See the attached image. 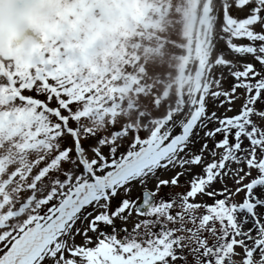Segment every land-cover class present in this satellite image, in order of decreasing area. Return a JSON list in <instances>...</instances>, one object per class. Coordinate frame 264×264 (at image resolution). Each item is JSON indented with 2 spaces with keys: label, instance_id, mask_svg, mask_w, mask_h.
Here are the masks:
<instances>
[{
  "label": "snow or ice",
  "instance_id": "obj_1",
  "mask_svg": "<svg viewBox=\"0 0 264 264\" xmlns=\"http://www.w3.org/2000/svg\"><path fill=\"white\" fill-rule=\"evenodd\" d=\"M217 20L208 82L178 111L97 126L22 89L52 119L0 184V264H264V0Z\"/></svg>",
  "mask_w": 264,
  "mask_h": 264
},
{
  "label": "rangeland",
  "instance_id": "obj_2",
  "mask_svg": "<svg viewBox=\"0 0 264 264\" xmlns=\"http://www.w3.org/2000/svg\"><path fill=\"white\" fill-rule=\"evenodd\" d=\"M63 2L39 24L31 48L0 57V184L48 148L52 118L36 109V100L22 99L32 95L22 89L33 83L62 93L100 126L116 118L140 124L141 117L178 111L208 82L210 36L218 34L223 0ZM186 21L194 44L184 67ZM147 95H161L160 101L150 103Z\"/></svg>",
  "mask_w": 264,
  "mask_h": 264
},
{
  "label": "bare ground",
  "instance_id": "obj_3",
  "mask_svg": "<svg viewBox=\"0 0 264 264\" xmlns=\"http://www.w3.org/2000/svg\"><path fill=\"white\" fill-rule=\"evenodd\" d=\"M57 4H58V3H57ZM52 10H53V8H52L50 11H52ZM50 11H49L48 13H50ZM41 17H42V16H41ZM212 31H214V30H211V29H210V32H212ZM27 32H28V31H27ZM27 32H26V34H27ZM208 33H209V31H208ZM26 34H25V35H26ZM215 35H216V34L213 33V34L210 36L211 41H213V38H214Z\"/></svg>",
  "mask_w": 264,
  "mask_h": 264
},
{
  "label": "clouds",
  "instance_id": "obj_4",
  "mask_svg": "<svg viewBox=\"0 0 264 264\" xmlns=\"http://www.w3.org/2000/svg\"><path fill=\"white\" fill-rule=\"evenodd\" d=\"M15 6H16V7H20L21 5L17 4V5H15ZM3 7H4L5 10H7V8L9 7V5H8V4H5Z\"/></svg>",
  "mask_w": 264,
  "mask_h": 264
}]
</instances>
